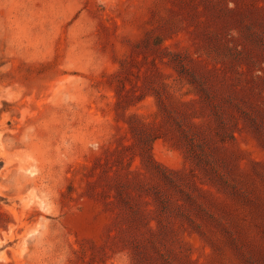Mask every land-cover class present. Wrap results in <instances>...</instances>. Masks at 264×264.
<instances>
[{
	"label": "rangeland",
	"instance_id": "374dc122",
	"mask_svg": "<svg viewBox=\"0 0 264 264\" xmlns=\"http://www.w3.org/2000/svg\"><path fill=\"white\" fill-rule=\"evenodd\" d=\"M0 264H264V0H0Z\"/></svg>",
	"mask_w": 264,
	"mask_h": 264
}]
</instances>
